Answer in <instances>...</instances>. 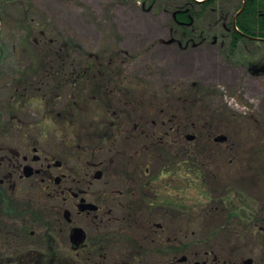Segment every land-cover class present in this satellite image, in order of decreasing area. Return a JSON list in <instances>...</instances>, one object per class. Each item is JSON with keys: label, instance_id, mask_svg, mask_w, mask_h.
<instances>
[{"label": "rangeland", "instance_id": "1", "mask_svg": "<svg viewBox=\"0 0 264 264\" xmlns=\"http://www.w3.org/2000/svg\"><path fill=\"white\" fill-rule=\"evenodd\" d=\"M183 1L0 0V30L8 49L0 63V133L14 115L21 116L35 130L29 139L38 137L44 154L63 152L46 130L51 123L45 118L48 108L57 105L60 90L52 93L53 88L38 82L53 61L48 42L65 44L67 53L74 54L61 55L59 64L85 61L84 52L99 54L106 61L103 66L109 65L107 69L96 64L91 70L99 74L95 81H106L108 72L122 69L127 79L118 95L140 105L137 115L146 116L143 129L152 128L148 123L153 119L162 122L167 114L195 135L174 146L168 134L160 136L156 130V139L160 136L164 143L151 144L150 154L137 145L139 131L124 129L113 150L125 149V157L114 158L122 175L130 172L136 178L137 166L148 165V175L155 174L157 202L170 200V214L186 205L188 240L205 239L201 246L188 247L191 253L203 252L206 260L214 256L238 263L251 258L264 264V72L255 75L245 64L246 57L252 61L264 55V43L241 44L232 52L224 28L228 18L209 16L185 46L184 27L174 20ZM25 13L30 19H24ZM90 119L86 125L93 123ZM80 121L84 126V119ZM100 132L87 135L80 129L76 135L98 141ZM220 135L226 139H214ZM166 158H171L172 169L163 170ZM123 178L116 183H124ZM124 187L129 190L130 184ZM232 208L248 213L230 217Z\"/></svg>", "mask_w": 264, "mask_h": 264}, {"label": "flooded vegetation", "instance_id": "2", "mask_svg": "<svg viewBox=\"0 0 264 264\" xmlns=\"http://www.w3.org/2000/svg\"><path fill=\"white\" fill-rule=\"evenodd\" d=\"M205 1L182 2L180 11L186 17L178 24L184 27L185 46L194 37L189 35L190 30L196 36L198 24L203 19L197 5L201 6ZM229 1L233 2L227 4ZM215 5V18H228L224 26L228 33L223 34L230 38L229 50L235 45L238 34L242 39L233 51L241 44L264 43V35L242 31L237 25L239 17L248 8L246 24L249 28L252 26L256 10V27L261 29L264 0H217ZM88 57L102 62L100 66L106 62L96 53L88 52L86 61ZM250 58L246 57L245 62L248 70L255 75L264 72V55L256 60L252 58V61ZM108 65L104 64L103 68L108 69ZM95 68L96 65L85 66L83 85H75L62 95L58 94L54 101L57 105L51 110L48 108L45 114L51 123L46 130L62 144L63 152L44 154L38 137L29 139L35 130L21 116L14 115L13 121L6 123V129H1L0 264H255L251 258L234 263L216 260L214 256L213 260H206L200 251L191 253L188 247L201 246L205 239L188 240L183 221L188 210L186 205L170 214L173 207L170 200L162 198L157 202L153 190L155 174L148 175L151 171L148 165H140L142 168L136 165V178L130 172L125 177L122 175L123 170L120 165H115L114 158L125 157V149L113 150L124 129L130 128L134 133L139 131L137 145L148 148V152L151 144L164 143L161 135L168 134L175 142L174 146L182 145L195 135L188 133L186 125L177 126L174 116L168 118L164 113L162 122L153 119L148 123L152 128L143 129L146 116L137 115L140 105L118 95L122 93L118 88L125 86L122 69L111 74L106 72L107 80L97 83L95 78L99 74L91 73ZM24 95L27 100V94ZM59 100L62 102L58 103ZM90 117L93 123L86 125ZM80 129L87 135L95 129L100 130L98 141L90 136L83 139L80 134L76 135ZM156 130L160 135L158 139ZM146 131L148 134L144 133ZM110 133L112 138L108 137ZM143 135L147 139H140ZM146 141L149 145H140ZM170 165L171 158H166L163 170L172 169ZM119 177H124V183H116L121 181ZM124 184H130V189L127 190ZM232 210L230 217L241 216L243 210L248 213L245 208ZM209 254L206 251L205 257Z\"/></svg>", "mask_w": 264, "mask_h": 264}, {"label": "trees", "instance_id": "3", "mask_svg": "<svg viewBox=\"0 0 264 264\" xmlns=\"http://www.w3.org/2000/svg\"><path fill=\"white\" fill-rule=\"evenodd\" d=\"M216 1L217 0H206L205 2H202V5L199 7L200 8L199 14L201 15V17H203L205 19V18L210 16V17H212V19H214V17H215L214 14L216 12V5H215ZM247 10H248V8L243 11V13L241 14V16L239 17V20L237 22V25L240 28V30L252 33L254 35H264V25L262 26L261 29L256 27V24L258 23L257 18H256V13H257L256 10H254V12H253V15L255 18L252 21V26L250 28L248 27V25L246 24V21H245V15L247 13ZM196 15L197 14H195V16ZM27 17H28V15H27V13H25L24 19H27V20L30 19ZM185 17H186V15L183 12H181V11L177 12L175 22L178 24V22L181 20H184ZM219 18H220V16H219ZM261 20L264 21V19H261ZM229 27L232 29L231 18L229 20ZM248 29H251V30H248ZM233 32L235 34H237L236 30H234ZM189 35L195 36V32L193 33V31L190 30ZM241 39H242V37L238 34L237 37L235 38V41H234L235 45H233V46L231 45L232 51H233V49H235L237 44L241 42ZM48 44H49V48L51 51L50 56H53L52 57L53 61L51 60L48 62V65H46V69L44 70V76L42 78L40 77L38 79V82H39V84H42L44 86L47 85V86H50L51 88H53L52 93L55 90H57V91L60 90L58 92V94L62 95L64 92L69 90V88L74 87L75 85L76 86L83 85V79L85 78L84 72L86 71L85 66H91L92 65V67H93L94 65H96V64L99 65L101 63L98 60L90 59L88 57V61L82 60L81 62H78V61L74 60V61H68L67 62L64 60L66 62V64H65V62L59 64L60 62L58 59H60L61 55L63 57H65V56L75 57L74 54L72 52L67 53V49H69V48H66L67 45H65V44H60L58 46L53 45L51 42H48ZM47 46L48 45H46V47ZM53 46H55V47H53ZM50 51H49V53H50ZM86 54L87 53L84 54V57H86L85 56ZM7 55H8V49L6 47L5 42L3 41L2 32L0 30V63H2L3 59ZM123 61H122V63H123ZM36 87H37V85H36ZM59 102H62V101H58V103ZM47 103L49 105L50 101H48ZM129 112H133V110L129 109Z\"/></svg>", "mask_w": 264, "mask_h": 264}, {"label": "water", "instance_id": "4", "mask_svg": "<svg viewBox=\"0 0 264 264\" xmlns=\"http://www.w3.org/2000/svg\"><path fill=\"white\" fill-rule=\"evenodd\" d=\"M226 136H220V139H225ZM248 260H251V259H248Z\"/></svg>", "mask_w": 264, "mask_h": 264}]
</instances>
